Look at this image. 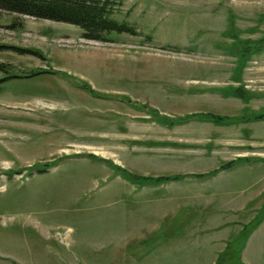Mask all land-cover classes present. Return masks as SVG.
I'll return each instance as SVG.
<instances>
[{"label":"rangeland","instance_id":"374dc122","mask_svg":"<svg viewBox=\"0 0 264 264\" xmlns=\"http://www.w3.org/2000/svg\"><path fill=\"white\" fill-rule=\"evenodd\" d=\"M114 1L137 35L0 14V264H262L206 193L255 173L264 0Z\"/></svg>","mask_w":264,"mask_h":264},{"label":"crops","instance_id":"0c3cea01","mask_svg":"<svg viewBox=\"0 0 264 264\" xmlns=\"http://www.w3.org/2000/svg\"><path fill=\"white\" fill-rule=\"evenodd\" d=\"M246 139L249 140L251 138L245 137L244 141H246ZM255 141L256 139H254V142ZM259 145V148L264 146V141H260ZM236 147L243 150L238 154L240 159L237 164H249L253 160L258 163L253 164L252 168L250 165L246 169V173L250 171L255 172L253 177H248V180L242 178V181H239L240 183L235 184V189H232V191H229L230 188L226 191L224 187L220 188L216 186V180L214 184H212L211 189L206 193V196L212 199L211 206L213 208L211 214L214 215L213 221L215 222V224L210 227V233L220 234V236L211 239L209 242V245L214 247L210 251L212 254V262L218 259L217 255L230 250V248H232L230 245L234 242L233 240L244 230L245 238L241 241L242 247L239 252L241 258L244 257L248 262V258L252 256H250V253L254 254L261 251V263L264 264V166H262L264 164V156L263 153H260L264 150L248 142L240 143ZM252 154H257L259 156H254L256 158H252L250 156ZM184 178L168 182L178 183L182 182ZM196 183L197 181L195 184ZM220 192H231V195L230 197L220 198L221 194L218 195ZM218 243L221 247L219 246L216 248ZM237 248H239L238 243ZM259 254L260 253H257V255L254 254L255 257H251V262L253 263L249 264H258Z\"/></svg>","mask_w":264,"mask_h":264},{"label":"trees","instance_id":"16d2710c","mask_svg":"<svg viewBox=\"0 0 264 264\" xmlns=\"http://www.w3.org/2000/svg\"><path fill=\"white\" fill-rule=\"evenodd\" d=\"M114 0H0L1 12L76 25L87 39L110 41L111 32L137 35L125 20L114 17ZM13 22L10 26H15ZM3 47V46H0ZM6 64L0 63V68ZM178 176L164 179H177Z\"/></svg>","mask_w":264,"mask_h":264}]
</instances>
